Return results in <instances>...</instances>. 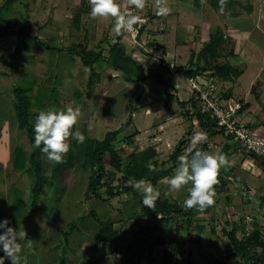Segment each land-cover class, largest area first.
Here are the masks:
<instances>
[{
    "label": "rangeland",
    "instance_id": "1",
    "mask_svg": "<svg viewBox=\"0 0 264 264\" xmlns=\"http://www.w3.org/2000/svg\"><path fill=\"white\" fill-rule=\"evenodd\" d=\"M253 1L240 0V7H234L232 14L228 11L220 14L218 4L199 0L195 5L193 0H168L170 11L161 16L156 14L154 0H148L143 10L131 9L141 18L136 31L116 35L112 32L114 20L91 18L89 0H0V18L7 21L0 23V30L8 33L0 38V222L7 220L9 227L24 229L27 233L26 238L19 241V264L62 261L86 264L93 260L99 264H123L124 249L143 226L144 233L151 231V235L146 238V251L137 264H208L212 256L231 250L225 238L234 230L233 235L240 240L255 228L264 229V214H260L264 205H255L251 210L260 214L259 218L246 219L240 218L234 210H226L224 200L220 204L216 202L220 194L227 198V193H231L224 174L225 184L216 194L215 204L204 211L191 209L189 218L184 214L188 209L183 202L190 185L179 193L165 195L168 187L162 181L172 176L179 164L180 153L173 161L175 151L181 142L189 143L190 138L202 132L192 129L200 125L184 128L177 121L180 117H190L184 111L185 106H181L187 96L166 94L165 85L152 80L136 83L143 76L142 62L146 57L163 54L175 60V57L193 55L194 62L195 56H200L216 33L223 34L216 26L223 27L224 18L230 14L241 16L247 11L242 6L251 7ZM255 1L256 8L264 10V0ZM118 2L123 5L124 0ZM76 14L80 16L78 24ZM186 26L191 30L180 43L177 28ZM114 44L122 46L125 55L132 57L134 71L131 75L125 76L108 62ZM219 44L212 55L217 54V62L223 64L226 57H234V54L229 56L233 47L230 40H220ZM73 45L82 46L89 56L100 54L92 65L95 73L91 86L87 85L90 68L83 66L80 55L66 51ZM252 52L245 47V53ZM263 53L256 55L261 57ZM174 63L175 66L181 62L175 60ZM164 76L168 89L176 85L187 88L188 83L180 74ZM16 89L25 92L28 123L34 125L42 110L79 107L82 115L72 131L78 129L86 137L83 143L74 138L69 140L70 150L63 163L53 164L45 155L35 158L48 182L34 208L30 204L34 186L29 161L32 146L26 131L18 129L15 119ZM169 117L173 120L167 122ZM172 128H177V132L169 135ZM109 132L117 133L114 147H122L118 151L121 170L114 171L105 156L104 179L113 181L111 187L118 194L105 199L97 193L88 200L85 195L92 169L91 154L95 143ZM203 144L200 149L210 153L212 146ZM184 149L186 147H182ZM140 179L159 189L158 200L171 207L168 212L158 214L156 219L148 215L141 193L129 185L130 180ZM120 187L128 190L119 191ZM92 214L100 222L111 223L116 237L99 242L100 227ZM66 231L69 236L64 235ZM42 240L44 253L37 246ZM172 242L178 245L175 259L169 258ZM58 251H61L59 256ZM0 252L5 255L2 246ZM255 253L257 263L264 264L261 249H256ZM5 264H11L7 257ZM224 264L251 262L231 254Z\"/></svg>",
    "mask_w": 264,
    "mask_h": 264
},
{
    "label": "clouds",
    "instance_id": "2",
    "mask_svg": "<svg viewBox=\"0 0 264 264\" xmlns=\"http://www.w3.org/2000/svg\"><path fill=\"white\" fill-rule=\"evenodd\" d=\"M148 0H124L123 5L118 0H89L92 19L114 20L112 32L134 33L135 26L140 22V16L131 9L143 10ZM168 0H154V8L157 15H167L170 8ZM220 11L223 13L227 0H219ZM79 107H67L66 109L42 110L38 113L34 122V146L40 148L47 159L53 164L64 162V157L70 150L69 140L74 138L78 143H83L85 135L78 129L72 130L81 117ZM204 140V134L198 133L190 142L185 153L178 160L179 164L174 174L165 177L162 181L168 187L165 195L179 193L187 187L188 196L184 200L187 209L196 208L204 211L215 204V185L219 183L218 175L222 167L230 165L225 154L209 153L197 147ZM150 170H152L150 168ZM129 185L141 193L143 205L154 208L161 193L150 182L140 179L129 181ZM8 221L0 222V246L5 256L11 260V264H19L21 251L20 240L26 238L27 233L8 226ZM5 257H0V264H4Z\"/></svg>",
    "mask_w": 264,
    "mask_h": 264
},
{
    "label": "crops",
    "instance_id": "3",
    "mask_svg": "<svg viewBox=\"0 0 264 264\" xmlns=\"http://www.w3.org/2000/svg\"><path fill=\"white\" fill-rule=\"evenodd\" d=\"M240 2V0H234ZM258 1V0H257ZM256 1L251 2V10L249 13L245 11L240 16H232V8L228 11L230 12L229 17H225V25L222 27L216 26L217 29H222L223 35L225 36V41L230 40L233 51L230 52L234 54V57H226L225 63L232 70L236 71L238 75L230 79H221V91L224 99L232 100L242 104V110L240 113L241 123L247 125L250 131L254 132L259 136L264 135V53L261 57H258L256 54L260 51H264V10L261 8H256ZM241 5V4H240ZM237 6L238 7H240ZM247 6V4H245ZM262 5V4H261ZM245 8V6H242ZM242 9V8H240ZM243 10V9H242ZM222 14V13H220ZM253 27V28H251ZM209 28V27H207ZM191 29L186 27L177 28V37L181 40H184V35H188V32ZM224 44V43H223ZM248 46L253 50L252 54L245 53V47ZM174 52L176 53V49ZM256 52V53H255ZM255 53V54H254ZM197 58V57H196ZM173 62L176 60L177 63L181 62L179 65L176 64V70H182L187 72L191 69L199 68L201 69L204 61L201 60L199 64L195 66L190 65V57H172ZM196 61V60H195ZM194 61V62H195ZM218 58H213L212 64L222 65L218 63ZM175 64V63H174ZM180 66V67H179ZM168 82L166 83V94L173 95H182L188 97V91L186 87L175 86L172 89H168ZM186 97V98H187ZM152 106V104H151ZM150 106V107H151ZM186 108V106H185ZM184 108V111H185ZM148 110V109H147ZM183 110V109H182ZM150 111V110H148ZM150 114V113H149ZM177 121L184 128H189L193 126L192 119L190 117L184 119L177 118ZM190 122V123H189ZM193 130L200 129L202 134H204L203 142L207 146H212V151L210 153H222V147L227 143V139L220 133H217L215 130H204L201 127H192ZM177 132V128H172L169 135H173ZM167 135V137L169 136ZM170 138V137H169ZM160 139V138H158ZM193 138H190L192 141ZM169 140V139H167ZM171 141V139H170ZM235 147V151L231 154L230 165L226 166L224 169V179L227 180V189L231 190V193H227L226 197H221L220 194L216 202L221 203L222 200L225 201L226 210L236 212L237 215H240V218L250 219V217L259 218L260 214H264V207L261 208L260 214L256 211H251L255 205L263 206L264 205V170L259 166V164L249 156H246L236 150L235 144H230ZM242 189L249 191L243 195ZM249 194V196H248ZM251 198V200L247 198ZM218 200V201H217ZM228 200V201H226ZM31 201V200H30ZM31 204V203H30ZM37 205V204H36ZM247 215H250L247 217ZM257 220V219H256ZM258 221V220H257ZM264 223V222H263ZM114 225V224H113ZM44 240L38 242V247L41 248V253H44L45 246L43 244ZM103 243V242H101ZM50 250V249H49ZM48 253V252H47ZM61 251H58V256ZM0 257H6L3 252H0ZM5 264V259H4ZM49 264V263H48ZM50 264H59L50 262Z\"/></svg>",
    "mask_w": 264,
    "mask_h": 264
},
{
    "label": "trees",
    "instance_id": "4",
    "mask_svg": "<svg viewBox=\"0 0 264 264\" xmlns=\"http://www.w3.org/2000/svg\"><path fill=\"white\" fill-rule=\"evenodd\" d=\"M205 2L211 3V4H219V0H203ZM193 3L195 5L199 4V0H193ZM240 3L234 0H227V4L225 6L224 11H229L230 9L239 6ZM248 7V6H247ZM245 6V9L247 10L246 12L249 13L251 10V7L247 8ZM79 14H76L75 16V22L76 24H78L79 21ZM7 22L6 20H2L0 18V23H4ZM8 33L4 32L2 30H0V38L7 36ZM216 37V38H214ZM223 38H225V36L223 34H219L216 33L213 36V40L210 41V43H208L207 45H205L204 49L201 51V53L198 55L199 57L196 58V61L193 62V55L190 56V65L195 66L196 64H199V62L201 60L204 61V64L202 66L201 69L196 68L195 67V71H201V72H211L213 73L214 76H217L218 78L221 79H227L230 77V75H234L237 76L238 73L234 70H232L229 66H227L226 64H222V65H217V64H212V60L213 58H217V54L216 57L215 54L218 46H220L219 42L221 40V42H223ZM117 47V45H113L112 48L110 49V57L108 58V62L110 64L111 63V55L113 54L115 48ZM47 48V47H46ZM66 51L71 54V55H80V60L83 64L84 67L90 68V78L88 80L87 85L91 86L92 85V76L94 75V69H92V65L99 59L100 54H93V55H87L85 53V49L80 46V45H73L70 48L66 49ZM113 65V64H112ZM114 67V65H113ZM126 80H129V77H125ZM145 80H152L156 83L159 84H163L166 85V81L163 80V77L159 74V72L157 71H150L147 75H143L142 77H140L139 79L136 80L137 84H140L142 82H144ZM14 97L16 98L13 110H14V114H15V119L17 121L18 124V129L19 130H25L26 131V135L28 138L29 143L32 146V153L30 154L29 157V161L31 163V168L34 174V186L31 190V206L34 208L37 204V200L38 198L44 194V186L47 184L48 182V178L43 174L42 171V167L40 165V163H38L37 161H35V158H38L41 155H45L42 153L40 148H36L34 146V125L28 123V118H27V109H28V101L26 100V97L24 96V91L21 89H16L14 91ZM186 104H188V102H182L181 106L182 108H184V106H186ZM187 114V112H185ZM196 119L198 121V125H200V127L206 131H210L211 129L214 130L215 126L213 125V123L209 120L208 117H206L205 115H197ZM217 132V131H216ZM219 133V132H217ZM222 134V133H221ZM117 136L116 132H109L107 133L104 138L101 141H97L94 145L92 154H91V174L89 176L88 179V184H87V192H86V199H90L91 197L98 195V189L100 188V186L105 187L106 189V195L108 199H112L114 198V196H116L118 193L116 191V189H113L111 187L112 184V180H108L106 181L105 178V173L104 171V164H103V160L104 157L107 156L108 157V165L114 170V171H120L121 170V158L119 156V149H121L122 147H120L119 149L114 147L113 142L115 141V138ZM227 140H229L226 137ZM228 142V141H227ZM190 142L186 143L185 142H181L180 143V148H178L173 156V161L175 160V158L177 157V155L180 156L183 155L185 153V150L188 148ZM204 147L203 142L199 143L197 145V147L200 149L201 147ZM236 146V145H235ZM182 147H186V149L182 150ZM237 147V146H236ZM237 150V148H236ZM222 151L223 154H225L230 162L231 160V154L235 151V147L232 145H229V143H226L223 145L222 147ZM151 154L153 155V153L151 152ZM225 167H222L219 171V175H218V181L219 183L216 184L215 187V191L216 194H218V191L220 189H222L224 187L223 184V179H222V175L224 172ZM108 179V178H107ZM225 181V180H224ZM121 190L127 191L128 188H122L120 187ZM119 188V189H120ZM264 200V199H263ZM264 202V201H263ZM170 206L166 205L165 203H162L160 200L156 201L155 207L154 208H146V212L148 213V215L150 217H154V219H156V216L160 213H165L168 212L170 210ZM176 208V207H173ZM191 209H188L184 214L189 218L190 214H191ZM94 217L95 222H97L98 226L100 227V232H99V236H98V241L99 242H108L111 239H113L114 237H116L117 233L113 230L112 228V224L109 222H100L94 214H92ZM191 217V216H190ZM160 221V220H159ZM73 225V222L72 224ZM72 229V228H71ZM69 229V231L71 230ZM144 226L140 227L137 232L134 233L132 240L127 244L126 248L124 249V263L123 264H137L138 261L140 260V258L144 255L146 248H147V237L151 235V231H149L148 233H144ZM69 231H66L64 233L65 236H69ZM236 230H234L233 233H231L230 235H228V240H229V245L231 250L228 251L227 253V257H229L231 254L233 256H238L241 259H246L248 261L251 262V264H258L256 259V253L255 250L260 248L261 249V253L264 255V239H262L260 237V233H259V229L255 228L253 229V231H251L250 233L245 234L240 240L236 239L235 235H233L235 233ZM177 251H178V245L177 242H172V245L170 247V251H169V258L175 259V257L177 256ZM62 260V259H61ZM60 260V261H61ZM225 260H227L226 258L222 259V258H217L212 256L208 262V264H224ZM64 261H62L59 264H64ZM91 261H88L86 264H99L97 263L98 261L93 260L91 263Z\"/></svg>",
    "mask_w": 264,
    "mask_h": 264
},
{
    "label": "built area",
    "instance_id": "5",
    "mask_svg": "<svg viewBox=\"0 0 264 264\" xmlns=\"http://www.w3.org/2000/svg\"><path fill=\"white\" fill-rule=\"evenodd\" d=\"M145 59L146 61L142 62L141 72L143 75H147L150 71H157L163 77V80H165V74H180L181 77L186 79L188 97L184 102H188V105L185 110L192 119L194 126L198 125L196 116L205 115L215 126L214 130L229 139L227 143L235 144L238 152L254 159L264 170V135L255 134L250 131L246 124L241 123L242 104L223 98L220 78L215 77L211 72L195 71V69L187 72H177L173 59L167 57V55H153ZM166 120L170 122L173 119L169 117ZM227 180L230 181L229 178ZM241 191L243 195L247 192L245 189ZM98 192L101 193V197L104 195L103 197L107 199L105 187L100 186ZM247 199L251 200L250 197ZM259 233L260 237L264 239V229L259 230ZM225 239L227 245H229V240ZM226 252L224 251L221 255L222 259L228 258Z\"/></svg>",
    "mask_w": 264,
    "mask_h": 264
},
{
    "label": "water",
    "instance_id": "6",
    "mask_svg": "<svg viewBox=\"0 0 264 264\" xmlns=\"http://www.w3.org/2000/svg\"><path fill=\"white\" fill-rule=\"evenodd\" d=\"M112 64L125 76H129L134 71V62L131 56L125 55L124 48L117 46L111 56Z\"/></svg>",
    "mask_w": 264,
    "mask_h": 264
}]
</instances>
